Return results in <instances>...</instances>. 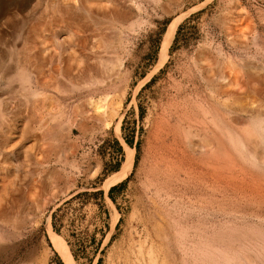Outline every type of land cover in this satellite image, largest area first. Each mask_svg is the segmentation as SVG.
<instances>
[{
	"label": "rangeland",
	"instance_id": "rangeland-1",
	"mask_svg": "<svg viewBox=\"0 0 264 264\" xmlns=\"http://www.w3.org/2000/svg\"><path fill=\"white\" fill-rule=\"evenodd\" d=\"M60 1L0 0V74L46 77L38 106L0 88L16 107L0 116V264H64L49 226L73 264H264V143L252 155L245 136L264 139V0Z\"/></svg>",
	"mask_w": 264,
	"mask_h": 264
},
{
	"label": "bare ground",
	"instance_id": "bare-ground-1",
	"mask_svg": "<svg viewBox=\"0 0 264 264\" xmlns=\"http://www.w3.org/2000/svg\"><path fill=\"white\" fill-rule=\"evenodd\" d=\"M62 1V0H61ZM60 1V2H61ZM65 1V0H64ZM72 1H74L75 2V0H72ZM77 1V0H76ZM73 2V3H74ZM78 2V1H77ZM63 3V2H62ZM64 3H66V2H64ZM74 5V4H73ZM178 22H179V18L178 17H174V18H172L170 21H169V23L167 24V27H166V29H165V31H164V33H163V36H162V40H161V43H160V50H159V58H158V64H161L164 60H165V58H166V55H167V48H168V46H169V44H170V42H171V40H172V37H173V35H174V32H175V29H176V27H177V24H178ZM32 45V44H31ZM44 50V49H43ZM42 50V51H43ZM41 53V52H40ZM30 55H32V54H30ZM43 55V54H42ZM41 55V56H42ZM45 56H47V55H45ZM29 57V56H28ZM56 57V59L55 60H53L54 61V63L56 64V62L55 61H57V63L59 64V62L62 60V59H60V57H61V55L59 54V55H57V56H55ZM52 58V57H51ZM50 58V59H51ZM23 58H21V60H22ZM28 59V58H27ZM70 58L69 59H64V61H61V62H63V67H62V69H63V71H65V72H67V74H65V75H68L69 73L70 74H72L71 72H73V70H72V65L70 64ZM92 60H94V59H92ZM23 61V60H22ZM52 61V60H51ZM52 61V62H53ZM24 62H25V60H24ZM18 63H19V61H18ZM21 63H23V62H21ZM32 64V63H31ZM23 65V64H22ZM61 65V64H60ZM34 66H35V64H34ZM38 66H39V64H38ZM42 66V65H41ZM15 67V68H14ZM13 68L15 69V73L14 74H12L14 71H10V72H8V73H6L5 75H4V73H2V74H0V78L2 79V81H1V86H0V88L2 87V86H9L8 87V89L7 88H5V87H3V91H5V90H7V91H11V93L12 94H14L15 93V91H17L18 89L19 90H23L25 93L24 94H26V96H28L27 95V93L29 94V97H31L32 95H34V100H35V95H41V93H42V90H39V89H41L43 86L45 87V85H46V82H44V81H42V80H40V79H42V78H40V77H38V78H36L35 80H33V82H34V84L35 85H32V83H30V81H29V79L30 78H28L29 77V72L28 71H26L25 70V68L24 67H22L21 65H15ZM76 67V66H75ZM74 67V68H75ZM78 67V66H77ZM88 67V66H87ZM91 67H92V65H91ZM79 68V67H78ZM61 69V70H62ZM77 69V68H76ZM85 69V68H84ZM83 69V70H84ZM97 69H98V67H97ZM82 70V69H81ZM80 70V72H83V71H81ZM86 71H87V69H85ZM78 72V71H77ZM90 72H92V69H91V71ZM94 72V71H93ZM39 73V72H38ZM74 73V72H73ZM79 73V72H78ZM43 74V73H42ZM80 74V73H79ZM79 74H77L76 75V73H75V76H80ZM83 74H85V73H83ZM87 74V73H86ZM89 74V73H88ZM39 75V74H38ZM45 75V74H44ZM74 75V74H73ZM36 76V75H35ZM40 76V75H39ZM42 76V75H41ZM82 76H84V75H82ZM86 76V75H85ZM84 76V77H85ZM91 76V75H90ZM89 76V77H90ZM37 77V76H36ZM87 77V76H86ZM5 78V79H4ZM46 77L44 76V78L43 79H45ZM88 78V77H87ZM0 79V80H1ZM34 79V78H33ZM86 79V78H85ZM221 79H223V78H221ZM258 79V78H257ZM87 80V79H86ZM94 80H96V79H94ZM218 80V79H217ZM220 80V79H219ZM14 82V83H13ZM48 82V81H47ZM96 82V81H95ZM49 84V83H48ZM47 84V85H48ZM89 84V83H88ZM243 85V84H242ZM49 86V85H48ZM248 86V85H247ZM4 88H5V90H4ZM44 90V89H43ZM240 90H241V88H240ZM22 91V92H23ZM0 92H1V90H0ZM44 92V91H43ZM46 93V92H45ZM246 93V92H245ZM48 94V93H47ZM1 97H2V95H0ZM16 96V95H15ZM45 96H48V95H45ZM112 96V95H111ZM114 96V95H113ZM1 97H0V116H2L4 113H6V112H11L12 110H14L15 108L13 107V104H11L10 102H8V100L7 99H9L8 97H7V99H5L4 97V99L6 100H4L3 98L1 99ZM38 97V96H37ZM40 97V96H39ZM38 97V98H39ZM27 99H28V97H26ZM32 98V97H31ZM31 98L30 99H28V100H31ZM103 98H105V97H103ZM12 99V98H11ZM16 99H18L17 97H16ZM37 99V98H36ZM44 99H45V97H44ZM108 99H109V97H108ZM2 100H4L6 103H7V106H4L3 104H2ZM10 100V99H9ZM28 100H27V102H28ZM33 100V101H34ZM102 100V99H101ZM105 100V99H104ZM111 100H113V98H111ZM3 101V102H4ZM15 101V100H14ZM19 100H17V102H18ZM33 101L31 102V104L33 103ZM36 101V100H35ZM39 101V100H38ZM108 101V100H107ZM106 101V102H107ZM117 101V100H116ZM12 102H13V100H12ZM16 102V103H17ZM37 102V101H36ZM105 102V103H106ZM109 102V101H108ZM108 102H107V105L106 106H108L109 104H108ZM5 103V104H6ZM15 103V102H14ZM28 103H30V101L28 102ZM28 103H27V105H28ZM111 103V102H110ZM240 103V102H239ZM19 104H20V102H19ZM25 104H26V102H25ZM114 104H116V102L114 103ZM241 104V103H240ZM257 104V103H256ZM3 105V106H2ZM21 105V104H20ZM34 105V103L32 104V106ZM36 105L38 106V102L36 103ZM36 105H34V107L36 106ZM111 105H113V103L111 104ZM109 106L108 107V110H111V107L112 106ZM253 105V104H252ZM251 105V106H252ZM259 104H257V106H255V107H257L256 109L257 110H262L261 112L260 111H257V110H255V111H257L258 113L257 114H255V122H257V123H260L262 126H264V106H263V104H260L259 106H258ZM17 106V105H16ZM32 106L30 107V105H29V107L30 108H28L27 106H25L24 105V107L23 108H25L26 109V107L29 109V111L30 112H27V113H29L27 116H29V117H27L25 114H27L26 113V111H25V116H26V118L28 119H31V117L35 114V111H36V115H38V118H39V112L38 111H40L41 109H40V107L42 108V106L45 108V106L42 104V106H40V107H38V108H34L33 109V111L32 110H30V109H32ZM99 106V105H98ZM18 107H20L19 105H18ZM60 107V106H59ZM103 107H104V105H103ZM242 107H243V105H242ZM253 107V106H252ZM97 108H99V107H97ZM19 109V108H18ZM18 109H17V111H18ZM57 109V108H56ZM104 109V108H103ZM16 110V109H15ZM14 110V111H15ZM23 110V109H22ZM22 110H20V111H22ZM27 110V109H26ZM38 110V111H37ZM46 110V109H45ZM113 110H114V108H113ZM112 110V111H113ZM248 110V109H247ZM20 111L18 112V113H20ZM38 112V113H37ZM42 112V111H41ZM48 112V111H47ZM105 112H106V110H105ZM14 113V112H13ZM24 113V112H23ZM22 113V114H23ZM43 113V112H42ZM107 113V112H106ZM106 113H105V115H106ZM110 113L111 112H109L108 114H109V116L107 115V117H110L111 115H110ZM10 114V113H9ZM9 114H8V116H9ZM12 114V113H11ZM6 115V114H5ZM16 115V114H15ZM14 115V116H15ZM11 116V115H10ZM16 117V116H15ZM34 117H36V116H34ZM33 117V118H34ZM9 118H7V120H8ZM43 119L44 118H39L37 121H36V118H35V122H34V119H32L33 120V123H35L36 124V128H37V126H38V128L40 127L41 129L43 128V130L41 131V132H44V128H45V125L43 124L44 122H43ZM25 120V119H24ZM243 120V119H242ZM25 121H27V123H29V120H25ZM43 122V123H42ZM118 122V121H117ZM116 122V126H115V131H116V133H118L119 132V125H118V123ZM242 122V121H241ZM26 123V122H25ZM26 123V124H27ZM33 123L31 124V126L30 127H32V125H33ZM108 123V122H107ZM245 123V122H244ZM23 126L25 127V124L23 123ZM50 126V125H49ZM53 126V125H52ZM105 126H106V124H105ZM245 126V125H244ZM243 126V128H245ZM54 127V126H53ZM241 127V126H240ZM247 127V126H246ZM33 128H34V125H33ZM60 128V127H59ZM28 129H30L29 127H28ZM47 126H46V132H44V134L46 133L47 135H49L50 134V132H51V129L52 128H50V132L48 131V133H47ZM247 130L249 129V128H246ZM31 130V129H30ZM33 130V129H32ZM34 130H36V129H34ZM33 130V131H34ZM49 130V129H48ZM33 131H31V132H33ZM54 131V130H53ZM23 132H24V130H23ZM26 132V131H25ZM28 132V131H27ZM245 132V131H244ZM249 132V130L247 131V133L245 134V136L247 137V140L249 141V143H250V145H251V147H252V149H249L248 148V150H249V152H250V150H251V154L253 155V153H258V152H256L257 151V147H259V145H262L263 143H264V139L263 138H256L253 134H254V132H250V133H248ZM185 133H187L186 131H185ZM190 134V133H189ZM22 135H24V133L22 134ZM22 135H21V137H22ZM30 135V134H29ZM42 135V133H40V136ZM56 135H58L57 133H56ZM15 136V135H14ZM54 136V135H53ZM52 136V139L51 140H53V137ZM187 136V135H186ZM244 136V137H245ZM7 137V136H6ZM19 137V136H18ZM25 136H23V138H24ZM27 138V137H26ZM41 139H42V136L40 137ZM49 138H51V137H49ZM60 138V137H59ZM189 138V137H188ZM191 138V137H190ZM7 139L9 140V137H7ZM11 139V138H10ZM46 139V138H45ZM193 139V138H192ZM4 140V139H3ZM36 140V139H35ZM40 140V139H39ZM58 140H60V139H58ZM246 140V141H247ZM11 141V140H10ZM188 141H190V139H188ZM196 141V140H195ZM194 141V142H195ZM200 141V140H199ZM8 142V141H7ZM7 142L5 143V144H7ZM191 142V141H190ZM193 142V141H192ZM11 143V142H10ZM205 143V142H204ZM5 144H4V150H5V147L7 146H5ZM196 144V143H195ZM200 144V143H199ZM3 145V144H2ZM1 145V146H2ZM123 145H124V159H123V161H122V163H121V165H120V168H119V170L115 173V175H114V177L111 179V180H109V181H107V187H109L110 185H113L114 183H116V182H120V181H122L127 175H128V173H129V171H130V169H131V166H132V163H133V158H134V148L133 147H131V146H129V145H127L125 142H123ZM192 145V144H191ZM201 145V144H200ZM242 145V144H241ZM247 145H248V143H247ZM9 146H10V144H9ZM9 146L8 147H6V148H9ZM197 147V146H196ZM1 148V147H0ZM198 148H199V146H198ZM200 149H202L201 147H200ZM259 149V148H258ZM244 150V149H243ZM253 150V151H252ZM1 151H3V150H1ZM247 151V150H246ZM260 151H261V147H260ZM260 151H259V153H260ZM8 152H9V150H8ZM261 152H263V151H261ZM258 153V154H259ZM1 154V153H0ZM7 154V153H6ZM250 154V155H251ZM251 157H253V156H251ZM264 157V156H263ZM256 158V157H255ZM257 158H258V156H257ZM260 158V157H259ZM262 158V157H261ZM260 158V159H261ZM263 161V159L261 160V163H264V161ZM167 164V163H166ZM4 176V175H3ZM249 176V175H248ZM247 177V176H246ZM0 178H1V176H0ZM7 178V177H6ZM6 178L4 179V180H6ZM4 180H2V186H3V189H5V187H4V185H7V184H5V183H8L9 184V180L7 179L5 182H4ZM264 183V182H263ZM1 185H0V187H1ZM259 186V185H258ZM261 186V185H260ZM256 188H257V190H259L258 189V187L256 186ZM256 188H253V189H256ZM262 188H264L263 186H262ZM262 188L260 189V190H262ZM1 191H2V193H3V190L1 189ZM5 191V190H4ZM7 191V190H6ZM255 191V190H254ZM263 192V194H264V191H262ZM261 192V193H262ZM258 193V192H257ZM4 194V193H3ZM260 194V193H259ZM4 196V195H3ZM9 196V195H8ZM4 198V197H3ZM6 199V198H5ZM1 200V199H0ZM2 203H3V201H1ZM243 203V202H242ZM0 205H1V203H0ZM2 206H4V203H3V205ZM1 207V206H0ZM4 208V207H3ZM9 208V207H8ZM13 208V207H12ZM5 210H6V208L4 209V211L2 210V212H4L5 213ZM15 211V210H14ZM1 212V213H2ZM3 214V213H2ZM10 214V213H9ZM4 217H5V215H3ZM3 216H0V218L1 219H3L2 217ZM6 216H7V214H6ZM7 217H9V216H7ZM10 218V217H9ZM0 219V220H1ZM4 219H6V217L4 218ZM3 219V220H4ZM19 221V220H18ZM1 222V221H0ZM17 224V223H16ZM15 227V226H14ZM17 227V226H16ZM46 234H47V239H48V242L50 243V245H51V247L58 253V255L60 256V258L62 259V261H63V263L64 264H73V258H72V255H71V253H70V251H69V249H68V246H67V244L65 243V241L59 236V235H57L51 228H50V226L47 228V230H46ZM146 234V233H145ZM151 238V237H150ZM262 246V245H261ZM150 247V246H149ZM148 248V247H147ZM135 249V248H134ZM139 250V249H138ZM151 250V249H150ZM143 251V250H142ZM149 251V250H148ZM139 252V251H138ZM150 252V251H149ZM139 253H141V251L139 252ZM146 253V252H145ZM151 253V252H150ZM149 253V254H150ZM153 253V252H152ZM151 253V254H152ZM155 255V254H154ZM140 257H141V255H140ZM150 257V255L147 257V258H149ZM152 259V258H151ZM155 259V258H154ZM154 259H152V261H154ZM150 260V259H149ZM137 261V260H136ZM148 261V260H147ZM39 263V262H38ZM154 263V262H153ZM132 264H133V262H132ZM150 264V263H149ZM155 264V263H154Z\"/></svg>",
	"mask_w": 264,
	"mask_h": 264
},
{
	"label": "trees",
	"instance_id": "trees-1",
	"mask_svg": "<svg viewBox=\"0 0 264 264\" xmlns=\"http://www.w3.org/2000/svg\"><path fill=\"white\" fill-rule=\"evenodd\" d=\"M164 30H165V28H162L161 33H163ZM124 140H125V142H126L128 145H130V146L133 147V142H132L131 140H129V139H127V138H124ZM117 150H118V151L122 150V148H121L120 145H117ZM117 165H118V164H117ZM117 165H116L115 167H117ZM122 186H123V182H120V183H118V184H116V185H112V186L108 189V191H107V195H108V197H109L112 201L114 200V197H113V195H112L113 192H114L116 189H118V188H120V187H122ZM98 192H99V193H102V191H98ZM99 261H100V259L97 260L96 264H99Z\"/></svg>",
	"mask_w": 264,
	"mask_h": 264
}]
</instances>
